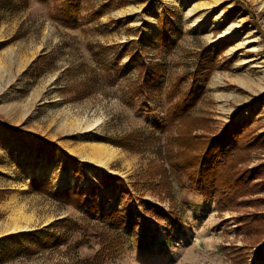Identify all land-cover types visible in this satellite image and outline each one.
<instances>
[{"label":"rangeland","instance_id":"obj_1","mask_svg":"<svg viewBox=\"0 0 264 264\" xmlns=\"http://www.w3.org/2000/svg\"><path fill=\"white\" fill-rule=\"evenodd\" d=\"M56 1L31 0L26 7L0 8V41L4 42L0 45V249L10 243L5 237L9 233L34 230L59 217H85L83 208L30 190L33 176L48 179L59 189H87L98 183L95 173H115L125 183L99 188L97 199L103 200L104 211L131 208L141 212L149 202L165 211L172 209L169 199H160L146 182L147 163L160 159L165 134L156 132L157 142L140 152L114 146L101 136L151 129V119L164 116L169 82L183 71H194L195 58L187 51L226 44L207 79L197 76L205 91L193 114L211 117L213 128L218 129L231 118L245 119L255 113L252 127L264 131V0H127L122 4L112 0L97 18H90L89 12L99 11L109 0H82L79 28L52 17ZM163 9L176 13L170 17L169 50L157 44ZM98 45L113 48L103 50ZM121 49L120 69L105 72L98 59L114 64ZM137 50L140 61L169 66L161 80L162 90L150 98H129L126 92L136 79L129 56ZM87 77L96 83L91 94L81 98L68 94L73 84ZM39 138L55 141L59 148L43 152ZM71 156L77 160L71 162ZM262 159L264 150L254 151L249 164ZM172 193L182 223L169 227L161 222L150 244L128 240L106 264H233L220 247L243 242V235L235 234L237 213H219L213 199L205 201L179 188L174 179ZM13 210L18 217L33 214L35 219L26 229L3 225ZM89 221L96 222V211ZM19 223L25 224L22 219ZM80 236L71 231L68 247H51L0 264L91 259L98 245L93 238L75 244ZM253 251L246 264H264Z\"/></svg>","mask_w":264,"mask_h":264},{"label":"trees","instance_id":"obj_2","mask_svg":"<svg viewBox=\"0 0 264 264\" xmlns=\"http://www.w3.org/2000/svg\"><path fill=\"white\" fill-rule=\"evenodd\" d=\"M31 0H0V8L18 9L29 5ZM45 3L48 0H34ZM112 0L101 4L99 11H90V18H97ZM121 4L127 0H120ZM53 18L60 20L70 28L82 25V0H59L51 8ZM175 12L163 9L158 23V47L169 50L172 41L168 28L171 16ZM112 22L118 24V21ZM16 35L8 38L10 42ZM0 41V45L3 44ZM99 48L111 49L113 46L98 45ZM226 47L206 45L196 51H187L188 56L195 58L194 71H183L169 82L165 96L167 107L162 118L151 119L148 131L133 128L119 135L101 136L114 146L129 151L140 152L149 144L157 142L156 132L164 133L161 157L149 160L146 168V182L149 188L157 193L160 199H169L171 210L165 211L154 203H147L141 212L126 208L123 211L110 208L104 211L105 204L98 197L102 186L112 184L124 185L122 176L115 173H95L98 183L87 189L77 187L55 188L48 179L35 176L29 181V188L41 192L50 198L74 207L84 209L85 217L76 219L71 216L59 217L52 222L34 229L18 233H9L5 237L10 241L0 249V263L20 255H31L49 248H58L70 244V233L79 232L80 238L75 244H82L93 238L97 248L91 259L65 264H106L107 260L120 251L127 241L138 245H147L154 239L155 229L161 222L172 227L173 223H182L178 215L177 204L172 193V179L179 188L200 195L205 201L211 199L219 213L236 212L235 234L243 235V242L222 244L221 252L233 264H246L250 258V250L258 259H264V159L250 165L252 153L264 150V131L258 132L252 127L255 113L245 119H229L218 129L213 128L214 119L207 115L193 114L192 110L202 98L205 87L200 86L197 76L206 80L209 73L217 66V56ZM92 49V47H90ZM125 45L122 49H125ZM119 52L114 64L107 65L98 59L105 72L118 71L119 60L123 51ZM212 55V57H207ZM137 50L129 56L137 70L136 79L126 87L129 98L142 96L150 98L162 90L161 80L169 66L166 63L140 61ZM188 86L183 88L186 81ZM96 88V83L88 77L73 84L68 94L85 97ZM39 148L58 149L55 141L39 138ZM77 158L70 157L74 162ZM76 174L83 170L74 169ZM96 211V222L91 223L89 217ZM150 219H153L155 228Z\"/></svg>","mask_w":264,"mask_h":264},{"label":"bare ground","instance_id":"obj_3","mask_svg":"<svg viewBox=\"0 0 264 264\" xmlns=\"http://www.w3.org/2000/svg\"><path fill=\"white\" fill-rule=\"evenodd\" d=\"M14 210H13V213L9 216L8 222L6 224H3V225L11 226L12 229H26V228H28V225L30 224V222H32L35 219L33 214H21L23 216L18 217L14 214ZM20 219L23 220V222L25 223L24 225H21L19 223ZM25 231H27V230H25Z\"/></svg>","mask_w":264,"mask_h":264}]
</instances>
